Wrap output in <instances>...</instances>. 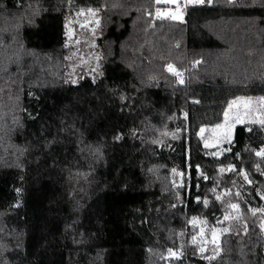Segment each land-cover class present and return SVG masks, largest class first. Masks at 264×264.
Listing matches in <instances>:
<instances>
[{"label":"trees","instance_id":"16d2710c","mask_svg":"<svg viewBox=\"0 0 264 264\" xmlns=\"http://www.w3.org/2000/svg\"><path fill=\"white\" fill-rule=\"evenodd\" d=\"M74 2L0 0V264H166L169 248L183 251L177 264H264L250 214L248 234L223 235L212 261L188 223L238 202L216 200L221 190L241 191L250 202L242 210L264 205L256 195L264 175L249 150L264 146V129L237 125L222 157L198 135L234 98L264 96V0L193 4L183 21L154 18V0ZM29 4L38 15L17 32ZM98 5L103 74L73 84L65 25ZM168 63L186 69L184 84ZM229 165L253 183L219 172ZM177 168L187 187L174 186Z\"/></svg>","mask_w":264,"mask_h":264},{"label":"snow or ice","instance_id":"6c2138e0","mask_svg":"<svg viewBox=\"0 0 264 264\" xmlns=\"http://www.w3.org/2000/svg\"><path fill=\"white\" fill-rule=\"evenodd\" d=\"M18 2L22 5L23 0H18ZM162 2V0H155V3L158 5ZM165 4L171 5L172 8L166 10L165 12H161L159 8L156 9V19H171V20H183V11L187 9L189 5L193 4H204V3H211V0H163ZM230 3H234L235 0H229ZM68 6L69 7H74L75 2L74 0H67ZM107 0H105V6H106ZM105 6H97V7H80L75 13V17H81L83 16L85 18V23H80L78 20L76 21L77 23L80 24V28L82 29H88V24L93 23L96 25V27L88 29L91 31L93 37H95L97 28L100 26V19L98 18L100 16V13L104 11ZM113 7H120L121 5L119 4V0H113ZM29 10H30V15L27 17L21 16L20 20L17 22L15 25L16 31L18 32L20 27L23 26V24L26 22L28 24H31L34 22V17L38 15V10L32 9L31 4H29ZM0 8H2V5H0ZM151 15V13H149ZM75 17H69L68 21L65 25L66 28V35L68 37V42L65 43V47H69L70 44L69 42H72L74 44H80V40L77 39L73 41V36L76 35L75 31L71 28V25L73 23V20ZM0 46L2 45V41H0ZM93 47L95 46L94 44L92 45ZM179 46V45H177ZM77 55L76 52H72L69 56L65 57V59L71 61L73 56ZM102 57L97 56L96 59L100 60ZM195 64H199L200 61H195ZM99 68V65H97L96 68H92V72H97ZM6 70V69H5ZM166 71L169 72L171 75L175 76L177 78V83L178 84H183L184 79H183V71L179 70L173 63H168L166 65ZM102 75L103 73H99ZM71 73L69 74V77H71ZM82 78V77H81ZM150 79H154V77H150ZM68 82H71L73 84L77 83L78 81L75 79H70ZM93 82H95V77H93ZM0 91H3V89H0ZM31 95V93H29ZM197 103L199 101H196ZM235 109V111H233ZM243 109V114L245 116L252 115L254 113H259V118L258 119H252L248 121L249 123H256L258 124L262 129H264V96L260 97H237L231 101L228 102L227 107L224 110L223 116H224V122L228 126L229 131L231 130L232 127L235 126L236 123H241V113L240 110ZM221 127V125H217V128ZM206 129L201 128L200 129V134L201 137L204 138V133ZM215 131V130H213ZM248 131H252L251 128H248ZM116 140H121L123 139L122 135H117L115 137ZM220 139L222 140H227L229 143L231 141L229 140V137L227 134H224ZM153 143H159V141H153ZM205 148L210 147L208 140L205 139ZM250 151L254 152V155L259 158L258 163L255 164V170L260 173V175H264V169L261 168V162H264V146H260L258 149H251L249 148ZM223 151H231V148L229 147L228 149H221L219 153L217 152H212L209 153L210 155H218L222 154ZM237 158H239L237 154ZM151 171V169L149 170ZM225 171H231L236 173L237 175L241 176L243 179V182L246 184H252L253 180L250 179V173L244 169H240L237 171L236 167L234 165H229L227 168L221 167L219 169L220 173H224ZM174 175H179L181 177V182L179 184H175V181H173L174 186L179 188L187 187V185L184 183V173H176V170L173 169ZM202 175V173H201ZM205 179L207 177H204ZM234 186L236 182H233ZM198 187V185H197ZM17 194L19 195L22 192L21 188L15 189ZM213 193H216V190H212ZM256 195L260 197L261 200H264V192L257 191ZM224 196L228 197H234L238 202H231V200L228 201L227 207L225 208L223 220L217 218L216 219V224L221 225L224 222H229L227 227H221L219 230H217L216 226H211L210 228H207L206 226L208 225L207 220H200L197 217H193L191 220L188 221L190 225L193 227H196L197 225H200L199 229V240L200 243L197 244V235L192 236V243L194 246L197 247V250L199 251L200 255L202 258L207 259L209 261L217 259L223 249L221 248L220 244V237L226 234H235L237 236H246L249 231V224L248 221L245 219L246 215L250 214V218L252 220V224L254 227H258L260 229V233L264 235V205L257 206V207H247L246 210H242L240 207V201L243 203L250 205V202L247 200V198L241 193V191L237 190L235 193L232 192L231 189L226 190L222 195L221 194H216V200L221 201ZM197 201L199 203H203L205 207L208 206L209 201L205 198L202 201L197 198ZM15 207H19V203L14 205ZM175 207V205H173ZM243 221V223H241ZM236 225H239L237 228ZM210 232V239H205V236ZM183 235V233H181ZM211 244L212 245V255L210 256H204V253L208 250L205 245ZM168 256L167 258L171 259H179L180 256H182V252L179 251H174L173 249L169 248L167 250Z\"/></svg>","mask_w":264,"mask_h":264},{"label":"rangeland","instance_id":"374dc122","mask_svg":"<svg viewBox=\"0 0 264 264\" xmlns=\"http://www.w3.org/2000/svg\"><path fill=\"white\" fill-rule=\"evenodd\" d=\"M156 9H157V6L155 4L154 13H153V17L154 18L156 16ZM160 10H161V12L165 11L164 9H160ZM75 13H76V11L72 15H70L69 17H75ZM98 18L100 19V17H98ZM77 20L80 23H85L86 22L85 18L83 16L75 17V19L73 20V23L71 25V28L76 33V35L73 36V41L79 39L81 42H80V44H74L72 42H69L70 46L67 47V56H69L72 52H76L77 55L73 56L71 61L67 60V70H66V73H65L66 79L68 81L70 79H75L77 81H80L84 77H91L92 79H93V77H95V79H96L97 77L100 76L99 73H101V63H102L101 59L100 60L96 59L97 56L101 57V54H100L101 51H100V47H99L98 41H97V38L100 35L99 34V30H100L101 25L99 26V28H97L95 37H93L91 31H89L88 29L94 28V27H96V25L93 24V23H90V24H88V29H82V28H80V24L76 22ZM169 20H171V19H169ZM173 21H180V20H173ZM67 42H68V37H67ZM93 44L95 45L94 47L92 46ZM97 65H99L98 71L97 72H92L91 69L92 68H96ZM179 70H181V69H179ZM70 73L72 74L71 77H69ZM183 79H184V83H185V80H186V69L184 70V73H183ZM176 80H177V78H176ZM239 97H253V98H256V97H260V96H239ZM233 111H235V109H233ZM240 113H241L242 122L241 123H236L235 126L232 127L230 131H229L228 126L224 122V116H222V120L220 122H217V123H214V124L203 125L201 127V128L206 129V131L204 133V138L201 137L200 130H199L198 135H199V137H200V139H201V141L203 143V146L205 145V139L208 140V143H209L210 147L205 148L208 153H212V152L219 153L221 149H228L230 147L231 143H229L227 140H222L220 138L224 134H227L228 137H229V140L232 141L233 140V136H234V130H235V127L237 125H240V124H248V125L256 124V123H249L248 121H250L252 119H258L259 115H260L259 113H254L252 115L245 116L243 114V109L240 110ZM217 125H221V127L217 128ZM213 130H215V131H213ZM226 152L227 151H223L222 154H218L215 157H222ZM212 156H214V155H212ZM175 170H176L177 174L178 173H182L180 170H178V168L175 169ZM173 175H174V173H173ZM173 181H175V184H179L181 182V177L179 175H174V180ZM225 191L226 190L218 191L217 194H221L222 195ZM226 197H228V196H224L223 199L226 198ZM224 212H225V210H223L222 214H215L214 217H213V219H214L213 221H211L209 219H206V218H204L202 216H194V217H197L200 220H207L208 221V225L206 226V230H207V228H210L211 226H216L217 230H219V228L227 227L228 224H229V222H227V221L224 222L221 225H217L216 224V219L217 218L223 220ZM199 229H200V225H197L196 227H193L192 225H190V228H189L191 241H192V236L193 235H197V244L200 243L199 235H198ZM205 239H210V232H208V234L205 236ZM221 239H222V236L220 237V244H221ZM205 247L208 250L204 254L209 255V256L212 255L213 254L212 253V245L211 244H207V245H205ZM173 250L182 252V256H180L179 259H171V258H167V256H168V253H167V255L165 257L166 264H177L178 262H182L183 261V259H184L183 251L181 249H173ZM198 253H199V251H198ZM182 264H184V262Z\"/></svg>","mask_w":264,"mask_h":264},{"label":"crops","instance_id":"0c3cea01","mask_svg":"<svg viewBox=\"0 0 264 264\" xmlns=\"http://www.w3.org/2000/svg\"><path fill=\"white\" fill-rule=\"evenodd\" d=\"M155 1V0H154ZM156 4V3H155ZM156 6H157V8H159V9H164L165 11L166 10H168V9H170V8H172V6L171 5H168V4H165L164 2H163V0H162V2L160 3V4H156ZM164 11V12H165Z\"/></svg>","mask_w":264,"mask_h":264},{"label":"built area","instance_id":"2783aa9c","mask_svg":"<svg viewBox=\"0 0 264 264\" xmlns=\"http://www.w3.org/2000/svg\"><path fill=\"white\" fill-rule=\"evenodd\" d=\"M189 6H190V5H189ZM189 6H188L187 9L184 10L183 13H182V15H183V19H184V18L187 16V14H188ZM181 71H183V73H184V70H181Z\"/></svg>","mask_w":264,"mask_h":264}]
</instances>
